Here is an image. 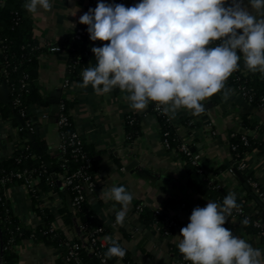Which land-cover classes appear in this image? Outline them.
I'll return each mask as SVG.
<instances>
[{
  "label": "crops",
  "instance_id": "0c3cea01",
  "mask_svg": "<svg viewBox=\"0 0 264 264\" xmlns=\"http://www.w3.org/2000/svg\"><path fill=\"white\" fill-rule=\"evenodd\" d=\"M89 2L90 0H50V11L28 13L33 25L34 39L41 47L48 48L39 59L38 84L42 96L48 102L57 100L59 103L61 99L74 102L71 110L74 130L92 147L97 167L93 177L96 189L87 195V204L99 223L109 227L112 237L126 250L128 261L132 264H179V255H182L176 246L180 233H174L168 238L161 236L153 226L145 224L140 214L135 211L138 204H144L148 210L164 204L185 227L194 208H203L209 201L222 204L225 196L232 192L236 196L237 204L250 217L258 218L264 226V205H259L262 202L251 186L247 184L249 191L246 190L233 174L228 152V138L232 134L246 135L264 142V132L249 130L241 124L244 115L255 124H262L264 115L259 108L247 103L238 95L232 86L225 83L224 89L217 93V102L211 101L210 98L202 101L205 111L199 116H193L184 109H178L174 117L168 115L170 122L177 127L183 144L191 146V150H194L198 166L218 186L221 200L215 194L204 195L190 187L184 162L174 150L164 147L158 118L149 111L148 106L139 112L132 110L124 99L126 93L118 88H113L104 95H97L91 85L86 89L78 88L77 84L82 82V77L80 82L64 86L67 58L64 53L55 52L53 48L55 44L63 42L66 35L80 24L79 17L86 11ZM244 3L247 4V0H244ZM250 11L257 15L254 9ZM88 42L90 50L107 43L91 41L89 35ZM94 66L95 57L92 53V59L84 69ZM257 73L264 78V74ZM225 94L227 99H224ZM207 103L213 104L212 111L205 107ZM31 111L33 125L38 127L37 136L45 142L49 151L48 157L59 158L60 134L51 117V114L56 112L55 106L49 103L47 107L32 108ZM43 115L47 118L43 119ZM130 115L140 118V132L132 142L127 141L124 129L125 120ZM33 129L30 132H33ZM262 129L264 130L263 127ZM19 143L17 129L0 118V161L10 158ZM131 162H135L139 170H128L127 166ZM244 162L247 166L244 172L257 182L264 192V152L253 149L246 154ZM220 167H224V170L216 173ZM163 178H171L172 183L164 181ZM121 185L133 194L123 226L115 223V214L121 206L115 201H104L100 198L102 191ZM4 196L10 202L12 212L23 225L35 227L43 224L36 215L30 194L24 186H11L6 189ZM41 200L43 206L54 216V230L66 231L69 238L79 235L74 225L73 231L68 230L59 213L63 206L69 210V196L63 192L62 196H59L49 191L42 194ZM182 204L184 206H181ZM223 227L264 253L260 238L247 232L241 219L228 218ZM16 252L18 264H67L62 259L60 247L36 243L32 239L23 240L16 247ZM115 264L126 263L118 260Z\"/></svg>",
  "mask_w": 264,
  "mask_h": 264
},
{
  "label": "clouds",
  "instance_id": "9594fccd",
  "mask_svg": "<svg viewBox=\"0 0 264 264\" xmlns=\"http://www.w3.org/2000/svg\"><path fill=\"white\" fill-rule=\"evenodd\" d=\"M51 7L50 0H26L23 4L30 14ZM78 22L88 26L91 41L107 43L91 48L95 66L81 72L82 82L77 87L91 85L97 95L118 88L137 112L152 102L165 115L174 117L178 109H184L199 116L205 111L201 102L224 89L241 59L249 72L264 74V0H247V4L244 0H140L128 7L101 0ZM216 41V46H210ZM100 198L121 206L115 223L123 226L133 194L125 186H112L102 191ZM233 209L241 206L229 192L222 204L209 201L192 210L176 245L185 261L264 262L261 249L223 227ZM241 223L248 225L249 220ZM105 240L110 244L105 259L122 260L126 250L112 237Z\"/></svg>",
  "mask_w": 264,
  "mask_h": 264
},
{
  "label": "trees",
  "instance_id": "16d2710c",
  "mask_svg": "<svg viewBox=\"0 0 264 264\" xmlns=\"http://www.w3.org/2000/svg\"><path fill=\"white\" fill-rule=\"evenodd\" d=\"M26 0H1L0 3V79L4 80L10 89L9 98L10 104L0 106V118L7 121L12 127L17 129L18 138L20 143L18 148L14 151L13 155L3 161H0V177L10 176V182L4 186L0 185V264H18V255L16 247L21 244L25 239H32L36 243L44 245H53L62 249V259L67 255L69 244L75 243L80 246L79 263L71 264H101L98 257L90 251V244L88 241L89 232L95 231L97 228H102L100 236L112 237V231L109 227H105L99 223L93 215L87 201L84 200L81 204L73 210V216L78 226H87V231H80L79 235L69 238L66 231L52 230L54 222L53 214L43 206L41 196L51 191L62 196L61 189L57 186L56 181H61L62 175L71 174L75 172L82 164L83 161L79 155H75L71 148L62 154L57 159H50L51 169L54 171L56 178L52 175L51 171L46 167L41 156L32 149L31 143L28 140L27 132L33 129V114L32 108H42L49 106V102L44 98L40 91L38 84V67L39 59L48 48L41 47L33 37V25L28 17V12L23 8ZM98 2L101 0H90L86 11L90 8L95 9ZM106 4H123L126 7L133 6L140 2V0H103ZM87 25L79 24V27L71 30L65 37L64 41L55 44V47H60L62 53L66 55V79L69 83L80 82V72L87 67L92 59V53L88 42ZM77 31L82 33V36L77 40ZM219 41L213 42L210 46H216ZM238 55L240 53L238 52ZM226 84L232 86L234 89L238 85L244 86L249 90L252 105L259 108V102L264 97V78H261L258 73L249 72L245 67L243 60L239 62V68L233 72L226 81ZM18 99L19 104L16 105L14 101ZM211 101L217 102L218 95L214 94L210 97ZM203 105L204 103L201 102ZM59 104L64 105V112L68 119V125L59 129L60 133L70 134L74 130L71 118V110L74 102L61 99ZM149 111L154 113L158 118L160 125V133L162 139L169 143L170 149L174 150L184 162V168L187 173L188 182L192 189L195 191L211 196L215 194L221 200L217 191L216 184H214L207 175L199 172L200 166H193L189 162V157L185 156L180 150V145L183 144L182 139L179 137L177 127L170 121L158 115L154 111V103L149 102ZM20 111L24 112V117L20 121L16 116H19ZM140 118L135 115L127 117L124 123L126 139L132 142L140 132L139 126ZM26 124L29 126L27 127ZM241 124L244 128L249 130H256L264 132L262 124H255L248 120L246 116H242ZM245 135L232 134L228 138V152L230 155V169L236 170L247 184L249 175L245 172L238 170V165L242 163L248 152L253 149H259L264 152V142L259 141L257 138L246 136L247 144H244L242 137ZM35 142L39 148L46 153L47 146L44 141L40 140L37 135L34 136ZM189 150L191 146L187 145ZM81 152L86 159L90 160V166L87 173L94 177L97 170L94 152L91 146L85 141H82ZM48 156V155H47ZM224 170V167L218 168L215 172L219 173ZM27 171L31 173L36 183L33 186V192L30 193L32 205L36 215L40 217L43 224L35 227H27L21 223L19 218L14 215L11 209L10 202L5 198L4 192L11 186L22 185L23 181L13 177L17 172ZM66 195L70 200L74 193L66 188ZM259 199V198H258ZM260 200V199H259ZM261 201V200H260ZM64 224L68 230L73 231V220L71 213L66 206H63L59 211ZM140 217L147 225L153 226L155 222L162 227L163 219L156 217L153 210L144 208L140 213ZM244 218H242V221ZM248 225H244L247 232L257 234L259 231L252 225L254 221H259L258 218L249 216ZM182 226V225H181ZM183 227V226H182ZM161 234V231H160ZM80 237L87 245V250L82 248ZM113 238V237H112ZM168 238V237H167ZM264 246V236L259 237ZM114 239V238H113ZM119 243V242H118ZM110 246L108 244L101 249L100 253L105 258V252ZM106 260V259H105ZM119 258L113 257L107 259V264H115ZM179 260L182 264H191L190 261H185L182 255H179ZM123 262L129 264L127 255L122 259Z\"/></svg>",
  "mask_w": 264,
  "mask_h": 264
},
{
  "label": "built area",
  "instance_id": "2783aa9c",
  "mask_svg": "<svg viewBox=\"0 0 264 264\" xmlns=\"http://www.w3.org/2000/svg\"><path fill=\"white\" fill-rule=\"evenodd\" d=\"M93 1H97V0H93ZM122 3H124V0H122ZM78 27L79 25L75 26L76 29ZM81 36H82V33L77 31L75 38L79 40ZM53 50L55 52L62 53L60 47H54ZM69 84L70 83L66 79L64 81V86L66 87ZM235 90L237 94L240 95L247 103L252 104V99H251L249 90H247L242 85H238L237 88H235ZM14 103L18 105L19 104L18 99H16ZM259 109L263 112V115H264V97L260 99ZM154 111L158 115L163 116L166 119V121H170L168 115H165L162 113V111L158 110L155 104H154ZM24 116H25L24 112L20 111L19 117L23 118ZM42 117L43 119L47 118L46 115H43ZM56 125L59 129H62L68 125V119H67V116L65 115L63 104L58 105V117H57ZM26 126L28 127L29 125L26 124ZM262 127L264 128V121L262 123ZM29 131H32V128L29 129ZM59 136L60 138H59L58 150L60 154L61 155L64 154L68 148H71L72 152L75 153V155H79L80 159L83 161V164L75 172L71 174H64L62 175V179H61L63 188L65 189L69 188L70 191L74 193V196L70 200V206L74 210L76 207H78L81 204V202L86 200V197L88 194H91L95 191L96 184H95L94 178L90 174L87 173V169L90 166V160L86 159L85 156L81 152V145H82L83 140L80 137V135L76 131H73L70 134L60 133ZM242 140L244 144H247L246 135L242 137ZM162 142L165 148L170 149L169 143L166 140L162 139ZM180 150L183 154H185V156L189 157V162L191 165L198 166L197 157L193 154L191 150H189L186 144H181ZM246 169H247V166L244 161L238 165V170L244 172ZM199 172L200 173L203 172L201 168L199 169ZM52 175L55 176V173ZM13 177L18 180L23 181L22 186L26 188L29 194L33 192V186L36 183V179L33 178L31 173L27 171L17 172L13 175ZM10 180H11L10 176L0 177V185L4 186L6 183L10 182ZM247 184L251 186L256 196L261 200L262 204L264 205V192L261 190L258 183L249 178L247 181ZM215 188L217 189L218 186L216 185ZM165 206L166 205L162 204L153 209L154 215L156 217H161L163 219L162 227H159V224L157 222L153 224V227L159 233L161 231V234H160L161 236H163L164 238H167V237H170L174 233H180V229L182 228V226L176 220V218L169 212V210H167ZM181 206H184V204H182ZM144 208H145L144 204H138L135 208V211L139 214ZM241 209H233L232 215L229 216L228 218H239L241 219V221H242V218L249 219V215L243 210L242 207ZM252 225L255 229L259 231V233L256 234L257 237L264 236V226L259 221H254ZM78 228L80 231L88 230L87 226L85 225L78 226ZM52 230L54 229L52 228ZM101 232H102V228H97L95 231L89 232L88 241L90 244V251L94 253L96 257H98L101 264H107V261L105 260V258L101 256L100 251L108 244V241L105 240V236H100ZM79 253H80V246L73 242L70 243L69 249H68L66 257L64 258V261L67 264H71L73 262L79 263L80 262ZM129 264H132V263H129ZM179 264H182V260L179 262Z\"/></svg>",
  "mask_w": 264,
  "mask_h": 264
},
{
  "label": "water",
  "instance_id": "95a60500",
  "mask_svg": "<svg viewBox=\"0 0 264 264\" xmlns=\"http://www.w3.org/2000/svg\"><path fill=\"white\" fill-rule=\"evenodd\" d=\"M9 93H10V89L8 88L6 82L4 80H2L0 82V104H4V105H9L10 104V98H9ZM49 103L51 105H54L55 106V109H56V112L51 114V117L53 118V122L56 123L57 122V117H58V101L57 100H50ZM205 107L210 111H212V108H213V104L211 103H207L205 105ZM20 121H22V119L17 115L16 116ZM36 120V119H35ZM34 134L37 135L38 134V127L35 126L34 129H33V132H27V137H28V140L29 142L31 143V147L33 150H35L39 156H41L42 160L44 161V164L46 165V167L51 171L52 174H54V171L51 169V164H50V161H49V158H48V153L49 151H47L46 153H44L38 146V144L35 142V139H34ZM193 153H194V150L192 149L191 150ZM128 170H132V169H136V170H139V167L136 166V163L135 162H131L130 164H128L127 166ZM141 170V169H140ZM233 174L237 177V179L239 180L240 183L243 184L244 188L246 190L249 191V187L247 184H245L243 182V179L242 177L240 176V174L236 171V170H232ZM150 174V173H148ZM152 175V174H150ZM55 178V176H54ZM164 181L168 182V183H172L171 181V178H167V179H164ZM57 183V186L61 189V191L63 192V194H66V190L65 188H63L62 186V183L61 181L57 180L56 181ZM177 184V183H175ZM186 186H188V184L186 183L185 184ZM259 205L262 207L263 204L262 203H259ZM68 207H69V210L70 212L72 213L73 212V209L71 208L70 206V202L68 203ZM72 220H73V225H74V228L77 232V234H80V230L78 228V225L76 223V220L74 218V216L72 215ZM80 240H81V244H82V248H84L85 250H87V245L86 243L83 241L82 237H80ZM0 263H1V260H0Z\"/></svg>",
  "mask_w": 264,
  "mask_h": 264
}]
</instances>
